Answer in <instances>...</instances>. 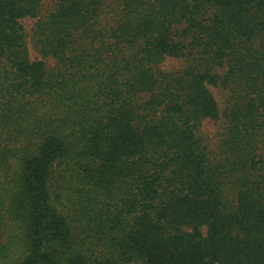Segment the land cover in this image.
<instances>
[{"label": "trees", "instance_id": "trees-1", "mask_svg": "<svg viewBox=\"0 0 264 264\" xmlns=\"http://www.w3.org/2000/svg\"><path fill=\"white\" fill-rule=\"evenodd\" d=\"M42 1L0 0V264H264V0H52L53 68Z\"/></svg>", "mask_w": 264, "mask_h": 264}, {"label": "rangeland", "instance_id": "rangeland-1", "mask_svg": "<svg viewBox=\"0 0 264 264\" xmlns=\"http://www.w3.org/2000/svg\"><path fill=\"white\" fill-rule=\"evenodd\" d=\"M54 5L52 0H43L41 13L38 17L30 18L27 17L22 20V24L26 33V41L29 49V57L31 60H44L48 67L53 68L55 66V61L52 58H44L36 49L33 43V30L37 23L45 18H47L53 11ZM186 64L184 58H173L167 57L159 67L165 71H178L181 70ZM213 94L215 95L220 106H223V92L220 89L210 87ZM218 124L212 120L206 119L202 122V133L205 136L209 146L214 149L216 133L218 130ZM6 237V236H5Z\"/></svg>", "mask_w": 264, "mask_h": 264}]
</instances>
